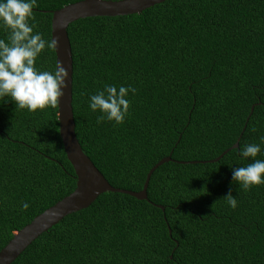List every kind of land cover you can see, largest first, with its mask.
Instances as JSON below:
<instances>
[{"label": "trees", "instance_id": "trees-1", "mask_svg": "<svg viewBox=\"0 0 264 264\" xmlns=\"http://www.w3.org/2000/svg\"><path fill=\"white\" fill-rule=\"evenodd\" d=\"M77 1L37 0L34 32L51 40L53 12ZM68 32L76 134L112 185L141 190L172 150L176 160L216 158L246 123L239 148L264 136V0H166L80 18ZM56 62L55 48H46L35 66L51 71ZM104 84L136 89L122 124L97 123L101 113L88 107ZM239 148L215 162H165L148 199L102 193L12 264H264V183L244 190L232 181V169L246 163ZM76 185L58 104L29 112L0 98V250ZM229 190L235 209L223 199Z\"/></svg>", "mask_w": 264, "mask_h": 264}, {"label": "clouds", "instance_id": "clouds-1", "mask_svg": "<svg viewBox=\"0 0 264 264\" xmlns=\"http://www.w3.org/2000/svg\"><path fill=\"white\" fill-rule=\"evenodd\" d=\"M36 3L37 0H0V26L7 30L6 39L0 38V98L14 102L15 109L29 112L55 108L68 86V71L61 61L51 71L35 66L43 50L58 46L56 39L46 40L40 32H34L35 24L29 23L34 21ZM129 92L135 94L136 89L131 85L104 84L102 90L90 94L88 107L101 113L97 123L107 120L122 124L130 108ZM259 140L260 143H247L238 149L239 157L246 163L232 169V181L244 190L264 183V160L256 159L264 151V136ZM237 197L229 190L223 199L235 209ZM29 207L27 202L21 204V210Z\"/></svg>", "mask_w": 264, "mask_h": 264}, {"label": "water", "instance_id": "water-1", "mask_svg": "<svg viewBox=\"0 0 264 264\" xmlns=\"http://www.w3.org/2000/svg\"><path fill=\"white\" fill-rule=\"evenodd\" d=\"M164 1L166 0H80L67 4L53 12L52 39L58 41V46L55 47L57 61H61L68 71V86L64 89V95L60 98L58 104L59 129L67 158L76 172L77 185L70 194L38 214L14 234L7 245L0 250V264H12L42 233L62 221L67 215L90 206L104 192H121L135 196L138 199H148V186L151 176L165 162H215L220 160L229 150L239 148V142L247 123L237 141L216 158L209 160H176L172 157V150L168 156L162 158L149 170L144 186L139 191L112 185L90 156L83 150L76 134V122L74 118V60L68 32L69 25L80 18L139 13ZM254 108L255 104L251 107L250 115L253 113Z\"/></svg>", "mask_w": 264, "mask_h": 264}]
</instances>
